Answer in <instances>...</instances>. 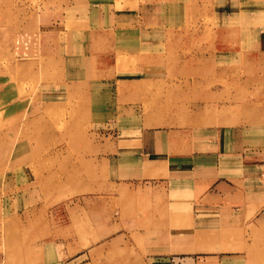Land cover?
<instances>
[{"label": "crops", "instance_id": "crops-1", "mask_svg": "<svg viewBox=\"0 0 264 264\" xmlns=\"http://www.w3.org/2000/svg\"><path fill=\"white\" fill-rule=\"evenodd\" d=\"M151 1L179 5L178 0ZM229 2V10L219 13L225 24L217 27L213 46L219 53L239 56L236 76L226 82L234 89L218 82V88H204L186 104L159 108L157 113L166 117L185 116L192 121L190 129L141 128L139 142L122 147L118 174L111 169L112 158H104L107 188L89 185L88 197L116 202L119 216L113 217V209L103 219L95 208L87 213L76 197L72 203L84 215L68 211L63 223L48 226L42 242L33 234L25 259L16 264H264V0ZM193 5L192 0L185 2ZM86 8L70 18L82 25L69 29L61 25L63 5L57 18L47 15L52 12L48 6L38 14V26L13 29L8 36L12 60L45 59L43 70H59V59L68 56L77 59L73 68L81 73L90 70L92 76L94 70L106 69L104 59L115 47L108 41L99 46L100 38L116 36L124 45L134 30L130 23L139 15L109 0ZM3 72L12 76L0 59V82ZM158 80L178 85L173 79ZM39 101L29 104L18 96L9 101V113L13 118L26 111L27 118L43 111L45 103ZM179 107L185 109L180 112ZM12 125L17 129L18 122ZM5 133L0 131V156L8 155L4 158L10 166L26 163L33 147L8 141ZM24 197L27 209L39 208L35 189Z\"/></svg>", "mask_w": 264, "mask_h": 264}, {"label": "rangeland", "instance_id": "rangeland-1", "mask_svg": "<svg viewBox=\"0 0 264 264\" xmlns=\"http://www.w3.org/2000/svg\"><path fill=\"white\" fill-rule=\"evenodd\" d=\"M100 1L105 0H0V59L12 75L3 72L0 82V131L6 132L2 137L8 141L33 147L26 163L16 167L5 160L8 155L0 156V264L25 259L33 234L42 242L50 232L48 226L63 223L68 211L81 214L72 203L76 197L87 213L95 208L103 219L113 209V217L119 216L116 202L88 197L91 182L95 189L107 188L104 158H112L111 169L118 174L122 147L136 145L141 128L190 129L192 121L185 116L166 117L165 112L157 113L159 108L186 104L202 89L215 90L236 76L239 56L219 53L213 46L217 27L225 24L219 13L229 10L230 0H192L193 7L185 6L189 0H178L175 7L151 0H109L119 9H136L139 16L130 23L134 30L124 45L116 36L100 38L99 46L108 41L115 48L104 59L106 69L94 70L92 76L90 70H74L77 59L73 57L59 59V70H43L45 59L13 61L10 57L11 31L38 26V14L48 6L52 12L46 11L47 15L56 18L61 13L58 7L65 6L61 25L69 29L82 25L70 20L72 14H84L87 6ZM83 62L90 65L89 57ZM165 78L178 85L158 80ZM185 79L195 84L186 85ZM18 96L29 99V104L43 100V111L25 118L27 112L19 110L12 118L10 102ZM29 189L40 195L38 209H27L24 194ZM56 208L57 213L48 212ZM68 238L73 244V236Z\"/></svg>", "mask_w": 264, "mask_h": 264}]
</instances>
